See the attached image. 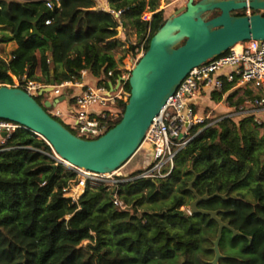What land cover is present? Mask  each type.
I'll return each instance as SVG.
<instances>
[{
	"label": "trees",
	"instance_id": "1",
	"mask_svg": "<svg viewBox=\"0 0 264 264\" xmlns=\"http://www.w3.org/2000/svg\"><path fill=\"white\" fill-rule=\"evenodd\" d=\"M148 2L108 0L110 11H104L96 9L95 0H52L51 8L46 0H0V29L10 33L0 44H14L8 58H0V85L24 76L60 84L78 78L82 70L114 83L120 75L111 53L119 43L117 29L132 27L139 36L149 30L146 51L167 20L163 11L155 12L160 0ZM145 9L155 12L149 23L141 20ZM229 89L225 84L211 99L218 102L226 94L225 102L239 106L240 92L252 95ZM44 98L34 99L43 105ZM54 109L46 111L50 115ZM54 119L75 133L71 119ZM30 134L18 130L0 145V264H210L218 224L207 215L180 210L195 199L188 190L192 180L199 196L226 197L202 201L198 208L218 211L222 222L241 233L233 238L223 229L218 264H264L263 122L225 117L188 142L167 177L117 184L124 210L114 205L106 183L87 184L78 202L71 203L63 189L76 174L56 166L46 154L49 147ZM84 241L92 245L83 248Z\"/></svg>",
	"mask_w": 264,
	"mask_h": 264
},
{
	"label": "water",
	"instance_id": "2",
	"mask_svg": "<svg viewBox=\"0 0 264 264\" xmlns=\"http://www.w3.org/2000/svg\"><path fill=\"white\" fill-rule=\"evenodd\" d=\"M251 15H235L246 6ZM159 12V11H158ZM217 15L212 16L213 13ZM264 0H187L176 10L150 39L148 49L138 60L128 79L129 97L120 121L102 136L84 140L75 136L46 111L56 107L65 96L39 105L19 88L0 86V120H7L41 135L64 161L78 169L97 174H109L122 168L137 152L153 118L187 74L207 60L228 51L246 40H264ZM157 13V12H156ZM37 33V31H34ZM54 82L39 92L50 93ZM6 134L1 133V137ZM194 201L189 214H202L218 224L213 242L214 258L218 264L222 255L219 243L223 229L232 237L241 233L218 217V211L202 210L198 205L213 197L199 196L192 188ZM251 243V239H249Z\"/></svg>",
	"mask_w": 264,
	"mask_h": 264
},
{
	"label": "built area",
	"instance_id": "3",
	"mask_svg": "<svg viewBox=\"0 0 264 264\" xmlns=\"http://www.w3.org/2000/svg\"><path fill=\"white\" fill-rule=\"evenodd\" d=\"M51 1L46 0L48 8L52 6ZM244 10V15L252 14L248 5ZM142 21L149 23L151 19L142 18ZM48 24L49 21H46L45 25ZM146 33L149 35V30ZM142 55L141 52L136 62ZM134 66L126 68L114 83L102 75L93 76L89 71L82 70L78 78L54 84L51 92L44 93L43 96L50 94V99H47L50 102L65 96L67 101L57 104L59 107H54L50 116L71 119L72 128L75 130L74 135L81 139L93 140L102 136L121 115V105L127 103L129 94L126 91V84ZM112 73L109 71L107 76H111ZM89 77L92 82L88 80ZM13 80L11 85L0 86L19 88L33 98L50 86L30 81L25 76L22 79L14 78ZM225 84L230 85L228 92L241 89L256 93L244 97L243 103L239 106L225 104L226 94H223L218 102L213 103L212 107L206 104L207 101L212 100L211 93H221ZM76 89L78 92H73ZM61 106H64L65 110H62ZM219 108H225L230 113L226 116L218 115L216 111ZM262 115H264V40L250 39L235 44L224 54L193 68L181 81L158 115L153 118L144 140L135 153L136 155L143 151L147 157V162L135 176H122L120 171L123 167L109 174H97L78 169L62 160L41 135L7 120H0V145L5 144L11 134L18 130L39 135L40 137L34 136V138L49 147L50 153L46 154L54 160L55 165H62L76 174L75 179L63 189L64 197L71 203H77L87 184L106 183L110 185L114 205L124 210L127 206L118 196L117 184L139 178L151 180L165 178L174 167L176 155L204 129L213 127L225 117L233 116L253 117L257 124H261ZM195 128L196 131L193 132ZM3 132L6 134L5 137H1ZM3 150L0 149V151Z\"/></svg>",
	"mask_w": 264,
	"mask_h": 264
},
{
	"label": "rangeland",
	"instance_id": "4",
	"mask_svg": "<svg viewBox=\"0 0 264 264\" xmlns=\"http://www.w3.org/2000/svg\"><path fill=\"white\" fill-rule=\"evenodd\" d=\"M95 1H96V9L110 11L108 0H95ZM145 1H146V5H148L149 3L148 0H145ZM186 2L187 0H160V8H158L155 12L163 11L164 18L168 19L174 14L176 10L185 6ZM146 7L148 8V6ZM244 13H245V10H240V11L235 12V14H244ZM152 14L153 13H150L146 11L145 9V11L141 15V20L142 18H147V17L151 19ZM262 14H264V12H262ZM9 34L10 33L8 31H2L0 29V40H2L4 37L8 38ZM148 36H149L148 33H144L141 36L137 35L136 31L132 27H125V28L120 27L117 29V37H118L119 43L111 50V53L116 61L117 70L120 71V74H123L126 68L137 64L136 61L138 59V55L141 54V52L143 54L145 53V45H146ZM0 58L4 60L8 58L7 52H4L2 48H0ZM88 80L92 82V79L90 77ZM255 93L256 92H252V94H255ZM240 95H242L243 97H247V95L242 92H240ZM44 97H45L44 99L47 100V99H50L51 96L50 94L49 95L47 94V96H44ZM212 101L216 103L215 100H212ZM225 104L230 105L228 102H226ZM219 110L222 111L226 109L219 108L218 111H216V113L219 112ZM217 114L219 115V113ZM215 115L216 114H214V116ZM261 118H262L261 119L262 122L264 123V115H262ZM146 158L147 157L144 155L143 151L138 152L130 161H128L123 166V169L120 171L121 175L129 176L130 174L138 170H141L144 164L147 162ZM122 182H125V181H122ZM180 210H184V211H187V213H189L190 206H183L180 208ZM91 245L92 243L90 241H84L82 242L81 247L88 248Z\"/></svg>",
	"mask_w": 264,
	"mask_h": 264
},
{
	"label": "crops",
	"instance_id": "5",
	"mask_svg": "<svg viewBox=\"0 0 264 264\" xmlns=\"http://www.w3.org/2000/svg\"><path fill=\"white\" fill-rule=\"evenodd\" d=\"M0 48L3 49L4 52H7V54H9V52L14 48V44L13 43H5V44H0ZM73 92L77 93L78 90H73Z\"/></svg>",
	"mask_w": 264,
	"mask_h": 264
},
{
	"label": "bare ground",
	"instance_id": "6",
	"mask_svg": "<svg viewBox=\"0 0 264 264\" xmlns=\"http://www.w3.org/2000/svg\"><path fill=\"white\" fill-rule=\"evenodd\" d=\"M32 134H34V135L37 136V137H40L39 135H37V134H35V133H33V132H32Z\"/></svg>",
	"mask_w": 264,
	"mask_h": 264
},
{
	"label": "flooded vegetation",
	"instance_id": "7",
	"mask_svg": "<svg viewBox=\"0 0 264 264\" xmlns=\"http://www.w3.org/2000/svg\"><path fill=\"white\" fill-rule=\"evenodd\" d=\"M215 13V12H214ZM235 15H238V14H235Z\"/></svg>",
	"mask_w": 264,
	"mask_h": 264
}]
</instances>
